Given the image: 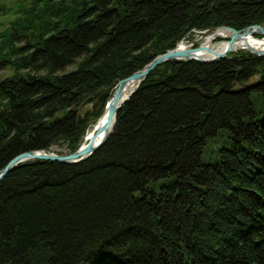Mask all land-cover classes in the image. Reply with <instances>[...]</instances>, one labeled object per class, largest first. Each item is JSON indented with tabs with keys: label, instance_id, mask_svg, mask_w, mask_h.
<instances>
[{
	"label": "trees",
	"instance_id": "1",
	"mask_svg": "<svg viewBox=\"0 0 264 264\" xmlns=\"http://www.w3.org/2000/svg\"><path fill=\"white\" fill-rule=\"evenodd\" d=\"M223 25L264 26V0H0V169L29 150L74 152L120 79ZM254 93L264 56L249 51L157 67L88 158L29 161L0 182V264H264ZM226 128L231 146L203 163Z\"/></svg>",
	"mask_w": 264,
	"mask_h": 264
},
{
	"label": "water",
	"instance_id": "2",
	"mask_svg": "<svg viewBox=\"0 0 264 264\" xmlns=\"http://www.w3.org/2000/svg\"><path fill=\"white\" fill-rule=\"evenodd\" d=\"M220 32H229V36H218ZM249 32L258 33L264 38V26L263 25H251L243 30H238L234 27L223 25L212 30L210 33L204 35L202 40L209 36H214L215 40L220 38L213 45H204L201 41L197 46L186 45V49H179L182 41L177 45L154 57L149 63L145 64L142 68L136 70L131 75L120 79L117 83L115 93L113 97L107 102L105 108L107 109V118L103 125V135L99 140L90 139L86 142L88 132L84 137V141L74 152L68 154H60L58 152L50 150H29L22 152L10 160L2 169H0V182L12 171V169L20 164L33 161V160H50L63 163H78L90 155H92L97 149H99L111 136L118 117V112L123 103L128 100L140 87L142 82L147 76L154 71L157 67L171 60L180 61H199L203 63H214L229 58L232 53H237L238 48L234 47L237 41L244 38ZM258 38V37H257ZM221 43H226L225 48L222 51L218 50V46ZM240 50H247L252 54L264 56V48H257L251 45H246L245 48ZM200 52L210 53V57H203L199 55ZM135 85V86H134ZM134 86V87H133ZM245 90L246 87H241ZM96 97H88L82 104V107L93 105ZM101 97L99 98V104Z\"/></svg>",
	"mask_w": 264,
	"mask_h": 264
},
{
	"label": "rangeland",
	"instance_id": "3",
	"mask_svg": "<svg viewBox=\"0 0 264 264\" xmlns=\"http://www.w3.org/2000/svg\"><path fill=\"white\" fill-rule=\"evenodd\" d=\"M257 35L258 34H255V36ZM192 36L194 37L193 41H189L188 38L185 40V42H187L188 45H192L194 41H198V42L200 41L201 34L195 33V35L192 34ZM70 69H73V67H70ZM4 75L5 73H0V79H2ZM252 84H254L253 80L247 82V85H252ZM254 103H255L257 113L261 116L264 111V98L262 96H259L257 93H254ZM92 107H93L92 105L83 107L81 112H85L86 110ZM230 135H231V130L226 128V129L220 130L217 136L208 139L207 144L204 146V152L202 156L203 163H206V164L213 163L214 164L219 161L220 150L222 148H228L231 146ZM52 150L58 153H62V154L68 153L67 145L64 143L54 145L52 147ZM168 181H169L168 178H163L157 181V188L162 183H168Z\"/></svg>",
	"mask_w": 264,
	"mask_h": 264
},
{
	"label": "bare ground",
	"instance_id": "4",
	"mask_svg": "<svg viewBox=\"0 0 264 264\" xmlns=\"http://www.w3.org/2000/svg\"><path fill=\"white\" fill-rule=\"evenodd\" d=\"M230 33L229 32H220V34L218 36H229ZM214 36H209L207 38H205L203 41L204 45H213L214 44ZM226 43H221L218 46V50L222 51L225 48ZM246 45H251L257 48H264V38H257L255 36V33L253 32H249L248 34H246L244 36V38L240 41H237L234 44V47L238 48L239 50L242 48H245ZM186 43H181L179 46V49H186ZM199 55L203 56V57H210V53L208 52H200ZM135 86V85H134ZM133 86V87H134ZM107 118V109L104 108L103 112L101 113V115L98 117V119L91 125V127L88 130V137L86 139V142H88L90 139H94L96 138V140H99L102 135H103V125L106 121ZM50 151H54V150H50ZM56 152V151H54Z\"/></svg>",
	"mask_w": 264,
	"mask_h": 264
}]
</instances>
